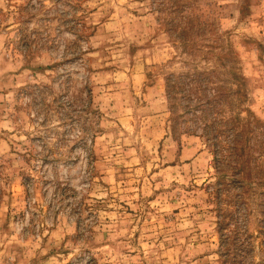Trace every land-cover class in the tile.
I'll list each match as a JSON object with an SVG mask.
<instances>
[{
    "label": "rangeland",
    "instance_id": "1",
    "mask_svg": "<svg viewBox=\"0 0 264 264\" xmlns=\"http://www.w3.org/2000/svg\"><path fill=\"white\" fill-rule=\"evenodd\" d=\"M194 71L257 129L242 190L172 131ZM263 222L264 0H0V264H264Z\"/></svg>",
    "mask_w": 264,
    "mask_h": 264
},
{
    "label": "trees",
    "instance_id": "2",
    "mask_svg": "<svg viewBox=\"0 0 264 264\" xmlns=\"http://www.w3.org/2000/svg\"><path fill=\"white\" fill-rule=\"evenodd\" d=\"M176 77L173 78L175 80L173 82H171L172 75L166 79L169 113L174 119L171 120L172 131L174 132L175 127L179 125L182 134L197 136L196 131H198L216 155L219 154L221 157L223 152L226 153L229 156L228 164L235 173L233 178L242 190L247 183H250V178L249 180L247 178L250 168L240 166V161L246 153H244V144L248 135L253 134L257 129L251 128L250 122L239 116L224 117L225 112L219 104L223 99L228 100L231 92L225 91V87L222 88L218 84L213 71L186 72ZM239 194L242 195L240 190ZM244 245H241L240 251ZM225 247L224 244L223 248Z\"/></svg>",
    "mask_w": 264,
    "mask_h": 264
}]
</instances>
